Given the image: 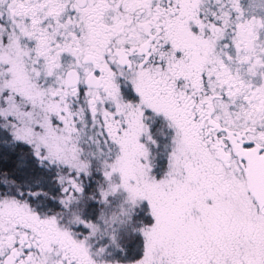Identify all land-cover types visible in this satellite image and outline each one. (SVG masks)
<instances>
[{"label": "snow or ice", "instance_id": "6c2138e0", "mask_svg": "<svg viewBox=\"0 0 264 264\" xmlns=\"http://www.w3.org/2000/svg\"><path fill=\"white\" fill-rule=\"evenodd\" d=\"M0 264H264V0H0Z\"/></svg>", "mask_w": 264, "mask_h": 264}]
</instances>
